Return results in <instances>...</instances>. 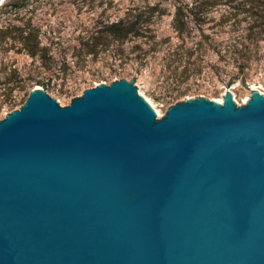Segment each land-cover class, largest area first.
Instances as JSON below:
<instances>
[{
	"label": "water",
	"instance_id": "obj_1",
	"mask_svg": "<svg viewBox=\"0 0 264 264\" xmlns=\"http://www.w3.org/2000/svg\"><path fill=\"white\" fill-rule=\"evenodd\" d=\"M155 118L124 80L0 119V264H264V95Z\"/></svg>",
	"mask_w": 264,
	"mask_h": 264
},
{
	"label": "rangeland",
	"instance_id": "obj_2",
	"mask_svg": "<svg viewBox=\"0 0 264 264\" xmlns=\"http://www.w3.org/2000/svg\"><path fill=\"white\" fill-rule=\"evenodd\" d=\"M240 1L2 0L0 119L33 89L65 106L83 88L118 78L157 109L156 119L198 97L228 94L243 105L249 92L264 95V22L255 16L263 5ZM177 6L184 30L173 21ZM121 17L139 22L141 35L106 43L105 24Z\"/></svg>",
	"mask_w": 264,
	"mask_h": 264
},
{
	"label": "trees",
	"instance_id": "obj_3",
	"mask_svg": "<svg viewBox=\"0 0 264 264\" xmlns=\"http://www.w3.org/2000/svg\"><path fill=\"white\" fill-rule=\"evenodd\" d=\"M244 1H247L248 7L256 6V5H263L262 8L259 9V11H262L261 13H257V18L259 17L262 22H264V0H260V2H256L257 0H254L256 4L251 5L253 0H243L240 1V4H243ZM251 5V6H250ZM182 14L180 12V8L177 6L175 8V14L173 21L176 24L177 29L179 30H184L186 26V21L181 17ZM143 26L139 22H133V21H128L124 17L119 18L115 22H111L108 24H105L104 29L102 30V39L104 37V40L106 39V43L108 42L107 39L111 40H122L123 38H126L128 35L131 37H137L138 35H141V30H143ZM28 34L25 36L27 38ZM24 37V38H25ZM32 54V53H31Z\"/></svg>",
	"mask_w": 264,
	"mask_h": 264
},
{
	"label": "bare ground",
	"instance_id": "obj_4",
	"mask_svg": "<svg viewBox=\"0 0 264 264\" xmlns=\"http://www.w3.org/2000/svg\"><path fill=\"white\" fill-rule=\"evenodd\" d=\"M1 1L2 0H0V3H1ZM217 100V102H218V104H220L221 103V101H222V99L221 98H218V99H216ZM217 102H215V103H217ZM153 107V106H152ZM151 107V109H152V111L154 112V114H155V112H156V114H158V111H157V109H154V107L152 108ZM155 110V111H154Z\"/></svg>",
	"mask_w": 264,
	"mask_h": 264
}]
</instances>
